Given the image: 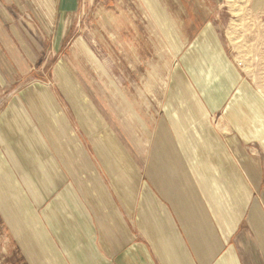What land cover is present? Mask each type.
<instances>
[{
	"label": "crops",
	"instance_id": "crops-1",
	"mask_svg": "<svg viewBox=\"0 0 264 264\" xmlns=\"http://www.w3.org/2000/svg\"><path fill=\"white\" fill-rule=\"evenodd\" d=\"M131 2L0 0V97L14 93L0 102V264H264V121L233 120V97L249 96L247 58L237 62L205 23L169 71ZM94 5L113 17L102 28L120 39L101 46L124 49L115 67L126 92L72 70L95 67L69 39ZM255 13L259 91L264 7ZM63 50L53 79L72 114L50 87L46 103L33 102L25 82Z\"/></svg>",
	"mask_w": 264,
	"mask_h": 264
},
{
	"label": "rangeland",
	"instance_id": "rangeland-1",
	"mask_svg": "<svg viewBox=\"0 0 264 264\" xmlns=\"http://www.w3.org/2000/svg\"><path fill=\"white\" fill-rule=\"evenodd\" d=\"M132 3L134 6L143 9L145 21H147L153 32H155V40L158 39L163 42L162 45H165L162 49L163 61H161L162 63L164 62V64L165 62L167 63L165 65H168L169 71L174 63H176L177 52L180 48L188 43L189 39L201 25L211 23L216 25L219 36L228 47L226 50L230 52L237 62H241L242 58H247V62H249V73L254 75L256 70L253 65L256 63L257 49L255 44H253L252 36L258 24L261 27L263 25L262 21H258L255 12L262 8V6L264 7V0H132L131 6H133ZM34 7V11L36 10L41 13L36 6ZM96 8V5H94L91 8L90 14L78 21L77 25L74 26V30H71L69 37L70 40L79 39L84 42L85 48L92 62H94L96 69L94 67V69L84 68L82 70L79 69L81 65L72 64L75 67H73L72 70H75L78 79L79 77L84 78L85 73L92 87L97 85L96 74L100 73L102 75L103 73L106 78L105 82L109 79L110 82L112 81L118 88L120 86L123 92H126L125 88H127V85H125V81L121 77L122 74L119 76V71L115 67V64L118 65V62L119 64L122 63L120 57L123 54L121 51H124V49H120L119 47L113 48L112 46L104 49L101 46L102 42L105 44H112L114 38L115 40L117 39V41L120 39V37H117L115 31H105L102 28L106 20L109 25H113V17L105 13L108 11L107 9L105 12L103 11L105 15L101 9L99 10ZM160 11L163 13L167 12L168 14L160 16ZM23 18L25 20L23 24L33 33L35 32L39 35L41 37L40 39L45 41L44 43H47L45 33L34 27L31 17L25 15ZM136 36H139V34H136ZM155 50L158 51L161 49ZM57 58L58 63L55 65L50 64L48 58L43 61L42 57L41 61H38V64L35 65L32 70V79H26L25 82L28 84L26 86H31L32 89H34L30 97L33 102L38 104L46 103V99L42 96V90L45 87L54 89L59 102L64 104L69 114H72V110L69 108L71 106V96L69 94L66 96L61 92L53 79L54 73L59 69L60 61L67 58V50H63L61 53L57 54ZM113 60L117 63L113 62ZM159 61L160 60H158V62ZM121 71L123 70L120 69V72ZM79 72L83 74H79ZM252 74L249 79L250 90L248 91V98L247 95L241 98L238 95L233 97V101L237 105V110L233 112V120L238 119L241 122L249 120L248 122L250 123L255 121L254 123L256 124L257 122L260 123L264 121V108L260 103L261 100L264 101V89H259V91H257L255 87L256 79ZM37 75L39 79H37ZM38 80L41 81V83ZM141 81L142 80L137 81V87H141L139 84ZM38 83L40 84V88H33L36 87L35 84ZM168 83L169 76L165 79L163 87H167ZM142 86H144V82H142ZM12 93L13 92L2 93L0 102L8 104L11 100ZM6 95H9L8 102H6L8 97H4ZM78 118L79 117L76 116V119ZM141 122L142 120L138 119L137 129H139ZM73 123L76 126L75 120H73ZM140 129H142V127H140ZM244 129L246 130V128ZM77 132L82 134V136L86 135L84 126L82 127L80 125ZM243 132L245 133V131Z\"/></svg>",
	"mask_w": 264,
	"mask_h": 264
}]
</instances>
